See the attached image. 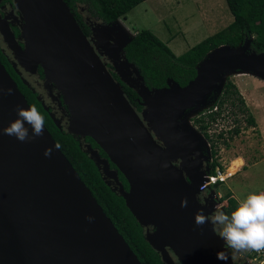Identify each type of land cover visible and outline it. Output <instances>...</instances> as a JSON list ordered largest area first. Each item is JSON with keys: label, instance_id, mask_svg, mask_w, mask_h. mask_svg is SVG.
<instances>
[{"label": "water", "instance_id": "water-1", "mask_svg": "<svg viewBox=\"0 0 264 264\" xmlns=\"http://www.w3.org/2000/svg\"><path fill=\"white\" fill-rule=\"evenodd\" d=\"M14 1L25 22V47L7 29L3 33L9 45L19 59L40 64L46 80L60 89L71 115L68 130L93 138L124 175L129 189L120 185L119 192L164 264H176L170 252L180 264H236L212 223L195 224V213L202 210L207 215L216 204L215 189L205 204L199 202L209 169L193 178L185 174V167L178 170L171 163L183 159L180 149L189 144L185 134L177 137L166 123L193 106L197 110L189 117L209 108L213 103L205 99L217 89L220 95L230 71L264 80V51L249 50L252 37L237 46L221 45L198 62L196 76L185 86L168 80L166 88L150 91L122 55L131 38L111 45L107 36L114 30L113 22L102 25L97 36L107 52L137 75L134 84L120 80L137 92L142 107L156 116L158 132L167 135L168 147L163 149L63 0ZM29 106L0 62V129L17 118L18 107ZM25 127L32 137L31 126ZM44 129L42 136L24 142L0 131V264H142L45 125ZM170 132L174 145L168 142ZM195 133L205 145L204 135ZM46 148H52L49 157L44 155ZM92 157L96 159L93 153ZM184 198L187 207H181ZM218 252L229 259H217Z\"/></svg>", "mask_w": 264, "mask_h": 264}, {"label": "rangeland", "instance_id": "rangeland-1", "mask_svg": "<svg viewBox=\"0 0 264 264\" xmlns=\"http://www.w3.org/2000/svg\"><path fill=\"white\" fill-rule=\"evenodd\" d=\"M21 17L23 27L25 22L22 14ZM232 20L233 16L225 0H144L131 9L125 17H120L116 22H113L114 30L107 37L109 38L110 35L111 45L114 44L116 39L124 43L132 38L137 31L148 29L165 42L173 53L180 55L200 40L227 26ZM99 30L100 28L96 26L91 38V45L95 51L103 59L106 58L114 65L120 78L132 84L136 83L137 79L135 78L137 75L132 67L130 65V69H128V66L120 67L119 59L107 52L106 46L97 36ZM21 38L25 47L22 33ZM0 42L6 49L11 50V56L16 60L15 53H12L13 49L4 33ZM27 70L33 72L31 69L27 68ZM241 76L246 80L244 81L245 89L252 93L255 101L249 100V107L245 105V109L235 96H231L232 99L223 103L220 107V115L216 117V120L209 123L207 129L209 137L215 144L216 155H212V158L217 160L221 172L228 175L225 177L224 182L219 183L216 187H207V191L215 189V195L212 198L216 202L214 207L208 210V216H211L217 208L224 211L227 204V195L237 201L250 191L264 189V80L246 73L232 74L227 79H230L236 85L238 77ZM56 88L60 91L57 86ZM218 93V89L212 91L205 101L215 102ZM196 108L197 106H193L187 109L184 114L178 115L172 122L166 123L167 120L164 119L163 124L170 125V130L174 131L179 138L187 135L200 152H204V149L209 152L211 141L204 136V139L207 140L204 145V142L202 143L203 139L201 141L195 133L199 130L193 123V117L199 113L189 117L192 112L194 113L197 110ZM137 113L159 146L166 149V146L168 147L167 135L158 132L159 127L156 116L152 115L145 106ZM249 116L254 120L253 124L249 123ZM67 121L70 125L71 116ZM235 129L237 132H235ZM220 133L221 136H219ZM180 151L184 150L180 149ZM171 163L178 170L185 167L183 159L175 158L171 160ZM235 163L238 165L237 170L235 173L229 174L231 173L230 167L234 166ZM107 179L113 187H116L110 178ZM187 181L190 182L188 178ZM205 188H203V192ZM201 192L198 194L199 202L205 204L210 191L207 195ZM148 229L153 230L151 227ZM170 254L177 264L175 255L172 252Z\"/></svg>", "mask_w": 264, "mask_h": 264}, {"label": "trees", "instance_id": "trees-1", "mask_svg": "<svg viewBox=\"0 0 264 264\" xmlns=\"http://www.w3.org/2000/svg\"><path fill=\"white\" fill-rule=\"evenodd\" d=\"M70 13L74 12L79 4L88 7L89 13L101 19L105 24L114 22L120 17H125L127 13L144 0H63ZM233 16V20L224 28L200 40L189 49L176 55L168 45L159 39L153 32L148 29L137 31L134 36L123 47V57L138 70L142 77L143 84L150 91L166 88L168 80L176 81L180 86H185L196 76V65L206 54L214 48L221 45L237 46L246 38L252 37L250 50L257 53L264 51V0H225ZM75 18V16H74ZM76 20V19H75ZM84 34H87V28L81 26L76 20ZM0 62L4 65L7 72L13 78L11 69L4 63L0 54ZM106 66V65H105ZM108 69V68H107ZM109 70V69H108ZM114 80L120 83L122 89L136 111L142 109L140 104L141 98L135 90L129 87L110 70ZM15 81V79L13 78ZM16 82V81H15ZM18 89L24 95L27 103L29 102V91L18 81ZM20 86V87H19ZM231 96H235L245 109V103L236 85L230 79H226L223 90L217 100L213 102L218 106V110L199 113L193 117V123L197 129L211 141L212 154L215 155V144L209 137L207 129L209 123L216 120L220 115V107ZM34 100V98H33ZM233 104V102H231ZM38 109L41 106L38 103ZM250 124L254 123L251 116L248 119ZM47 130L59 146L62 153L69 160L71 165L77 171L81 180L89 188L92 195L102 207L105 214L110 218L118 232L123 236L131 250L136 254L142 264H164L159 252H157L145 239V227L141 226L135 216L129 210L125 199L121 194L112 190L100 176L98 166L94 161L83 152L77 144L74 137L70 134L57 133L56 129L48 123H44ZM235 132L237 130L235 129ZM221 136V133L219 134ZM95 141V140H94ZM96 142V141H95ZM216 159L211 163V173L218 166ZM120 180L125 191L128 190L129 184L124 175L119 173ZM217 182L213 187H216ZM236 200L227 195V204L224 211L230 215L236 207ZM177 264L179 262L177 261Z\"/></svg>", "mask_w": 264, "mask_h": 264}, {"label": "flooded vegetation", "instance_id": "flooded-vegetation-1", "mask_svg": "<svg viewBox=\"0 0 264 264\" xmlns=\"http://www.w3.org/2000/svg\"><path fill=\"white\" fill-rule=\"evenodd\" d=\"M73 14L75 19L81 23L83 29L87 28V34L85 35L92 44L91 38L95 27L97 26L100 28L105 23L98 17L89 13L88 7L84 4H79ZM22 22L21 12L15 5L14 0H0V39L3 35V31L5 32L9 30L13 33L19 46L24 49V41L21 38ZM109 43L111 44L110 40ZM12 53L14 54L13 50ZM0 54L2 55L4 63H6L11 69L10 71L11 74H13L15 81L18 84V81H20L24 88L29 91V102L36 105L37 108L38 103L40 104L42 109L38 110L44 116L45 123L54 127L57 133H70L76 140L79 148L98 166L100 176L104 182L112 190L120 194V185H122L124 189L119 177L120 171L117 170L114 163H112L105 151L97 144V142L93 140V138L88 135L74 134L68 130L69 123L67 119L71 116L69 109L64 103L63 96L60 91L52 82L46 80L41 65L37 64L36 66H33L28 60L19 59L16 55L15 60V58L11 56V50L6 49L1 42ZM100 58L106 67L120 80V77L115 71L114 65L110 61L106 60V58L103 59L102 56H100ZM27 68L33 70V72L28 71ZM185 138L188 140L189 148H183L184 151H180L183 154V161L186 168L185 174L187 176L197 178L199 175H202V172L206 169H211V163L213 161L212 149L210 148L209 152L205 149L204 152H200V150L196 148L195 144L189 140L187 135ZM181 146H184L183 142ZM92 153L96 155V159L92 157ZM179 160H182V158H179ZM105 165H108V168H105ZM114 172L116 174H114ZM107 178H110L115 183L116 187H113ZM210 190L207 191V188H205L204 192H202L207 195ZM210 201H212V199H210ZM229 251L233 256V251L230 249Z\"/></svg>", "mask_w": 264, "mask_h": 264}, {"label": "clouds", "instance_id": "clouds-1", "mask_svg": "<svg viewBox=\"0 0 264 264\" xmlns=\"http://www.w3.org/2000/svg\"><path fill=\"white\" fill-rule=\"evenodd\" d=\"M11 94V89H9V95ZM44 123V116L33 104L27 108L18 107L17 118L0 131L4 135L14 136L24 142L42 136L45 130ZM26 124L31 126L32 137L29 136ZM51 154L52 148H46L44 155L49 157ZM187 205V199H182L181 207H187ZM194 221L197 226L212 223L218 236L225 241L228 247L236 251L264 250V190H253L243 198L237 199L236 207L230 215L219 208L211 216H207L201 210L194 214ZM217 259L227 261L229 257L224 252H218Z\"/></svg>", "mask_w": 264, "mask_h": 264}, {"label": "built area", "instance_id": "built-area-1", "mask_svg": "<svg viewBox=\"0 0 264 264\" xmlns=\"http://www.w3.org/2000/svg\"><path fill=\"white\" fill-rule=\"evenodd\" d=\"M218 110V106L212 104L209 108L202 111V113H208L212 111ZM228 176L221 172L218 166L215 167L214 173H211L209 169L206 178L207 180L203 183L202 187H213L217 182H224L225 177ZM223 177V179H220ZM264 190V189H263ZM230 250L233 251L232 259L236 264H264V250L255 251V250H242L236 251L229 247Z\"/></svg>", "mask_w": 264, "mask_h": 264}, {"label": "crops", "instance_id": "crops-1", "mask_svg": "<svg viewBox=\"0 0 264 264\" xmlns=\"http://www.w3.org/2000/svg\"><path fill=\"white\" fill-rule=\"evenodd\" d=\"M247 75H249V74H247ZM244 81H246V80L243 78V76H241L240 78L238 77V79L236 81V87H237L239 93L241 94V97H243V100H245L244 101L245 105L247 107H249L248 101L251 100L253 102V101H255V99H254L252 93L251 92L249 93V91L245 89L246 86H244V84H245Z\"/></svg>", "mask_w": 264, "mask_h": 264}, {"label": "bare ground", "instance_id": "bare-ground-1", "mask_svg": "<svg viewBox=\"0 0 264 264\" xmlns=\"http://www.w3.org/2000/svg\"><path fill=\"white\" fill-rule=\"evenodd\" d=\"M232 74H236V73L234 71H230V75H232ZM168 142L170 144H173V145L175 144V135H173L171 132L169 133ZM237 168H238V165L235 163L234 166L230 167L229 170L231 173H229V174L235 173Z\"/></svg>", "mask_w": 264, "mask_h": 264}]
</instances>
